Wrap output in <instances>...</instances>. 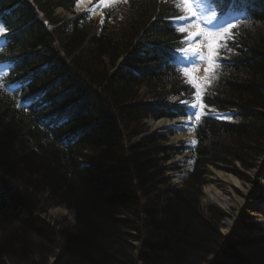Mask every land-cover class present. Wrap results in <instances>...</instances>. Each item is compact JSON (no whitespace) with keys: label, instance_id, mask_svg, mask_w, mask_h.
<instances>
[{"label":"trees","instance_id":"obj_1","mask_svg":"<svg viewBox=\"0 0 264 264\" xmlns=\"http://www.w3.org/2000/svg\"><path fill=\"white\" fill-rule=\"evenodd\" d=\"M73 6L0 0L7 30L0 62L13 65L0 79V264H204L220 253L212 264H264V229L242 221L221 244L225 216L202 211L199 200L208 168L226 165L246 177L264 157V0H233L246 23L237 54L210 79L207 102L237 111L241 122L203 120L194 171L182 188L170 185L164 168L180 150L141 123L172 118L182 111L168 96L190 94L166 64L181 37L167 21L181 14L177 1L128 0L105 10L100 27L81 23L83 14L54 17L55 8ZM13 83L24 87L10 95L3 85ZM41 95L50 110L15 106ZM59 109L76 116L71 139L42 125ZM25 173L35 180H23ZM63 204L75 212V233L34 216ZM133 241L147 251L135 256Z\"/></svg>","mask_w":264,"mask_h":264},{"label":"rangeland","instance_id":"obj_2","mask_svg":"<svg viewBox=\"0 0 264 264\" xmlns=\"http://www.w3.org/2000/svg\"><path fill=\"white\" fill-rule=\"evenodd\" d=\"M90 13V16H92L94 19H97V17L94 16L91 10H88ZM79 12V11H78ZM58 14H62L57 12ZM66 16V15H65ZM207 66V65H206ZM193 68V67H192ZM204 70V65L198 70L200 71ZM198 73V72H197ZM197 73H194V78L197 79L201 85H203V81L200 76L197 75ZM145 90H141L140 94L144 95ZM206 112H203L200 108V114L205 115ZM149 123V122H148ZM148 126L152 129H156L152 126L151 123L148 124ZM161 130V129H157ZM164 132V130H161ZM160 131V132H161ZM176 134L178 131L175 130ZM179 141L177 138H171L169 140V144L173 145H179ZM186 145H188V149L182 154L184 157V161H189L188 157L189 155V149L193 146L190 139H186L185 142ZM186 154V155H185ZM182 158V157H181ZM191 158V157H190ZM178 158L176 157L174 159V162H176ZM183 161V158L181 160ZM260 167L254 169L253 171L247 172L245 175L246 177H240L237 176V174L230 172L227 170L226 165H219V167H211L210 171H208L207 178V188H211L212 190L219 193L218 201L214 202L213 200H208L204 189L202 190V196L199 198L200 200V209L204 212L208 207H213L216 210H219L224 214V218L221 222L220 230L222 232V228L227 229L229 226L228 233L230 234L231 231H234L236 229V226L242 222V220L245 218L249 222H253L258 224L261 228L264 229V175H262V169L263 161H260ZM172 166V165H171ZM236 170L238 169V165ZM231 176L236 178L240 184V187L242 189H237L233 186ZM34 176L30 173L23 174V180H30ZM35 180V177H34ZM22 181H18L17 184L21 185ZM49 188V187H48ZM45 189V188H44ZM248 191L249 193L245 196L244 192ZM42 195H46V190L41 191ZM40 220H44L48 222L51 227H54V229L59 230L61 232L66 233H75L76 231V217L75 212L70 207L63 205H58L55 207H52L48 212L41 213L39 215ZM235 226V228H233ZM221 234L222 236V243L223 244L227 239L233 234ZM133 234V232H132ZM135 236H137L136 233H134ZM133 243H135L133 241ZM135 247H138L137 244H134ZM222 246V245H221ZM224 249V248H223ZM219 253V252H218ZM219 258V255L213 254L208 258L206 261V264H212L214 261H216ZM53 260H51L49 263H52Z\"/></svg>","mask_w":264,"mask_h":264},{"label":"snow or ice","instance_id":"obj_3","mask_svg":"<svg viewBox=\"0 0 264 264\" xmlns=\"http://www.w3.org/2000/svg\"><path fill=\"white\" fill-rule=\"evenodd\" d=\"M114 2V0H100L101 4ZM127 2V0H125ZM225 2L230 0H177V7L183 15L177 17L186 21L183 25H177L176 30L186 34L184 39L177 45L179 52L185 60H193L197 65H207L205 72L208 74L205 79L215 78L216 69L224 66L223 61L218 59L219 52L224 47L223 41L232 35V30L241 26L242 21L234 15L235 8H222ZM218 21L222 23L218 27H211ZM246 23V17L244 18ZM4 29L0 27V34ZM184 75L189 78V83L196 89V99L199 100L202 92L200 82L194 78L198 67L182 69ZM197 104L187 109L186 114L200 120L201 114L196 110ZM191 125H189L190 127ZM183 130V126H180Z\"/></svg>","mask_w":264,"mask_h":264},{"label":"bare ground","instance_id":"obj_4","mask_svg":"<svg viewBox=\"0 0 264 264\" xmlns=\"http://www.w3.org/2000/svg\"><path fill=\"white\" fill-rule=\"evenodd\" d=\"M91 0H77V5H76V10H82L84 9L85 7L88 6V4L90 3ZM59 12V11H58ZM60 13V12H59ZM93 13L96 15H98V8H94L93 9ZM184 23H186V21H183V20H179V22L177 23V25H183ZM219 25H217L218 27ZM43 108H45L46 110H50L51 109V105L49 104L48 100L47 99H44L43 101H41L40 103ZM194 104H197V111L198 110V106H199V103H194ZM193 105V104H192ZM191 105V106H192ZM191 106H189L191 108ZM18 109L20 110H23L24 113H29L30 112V104L29 103H22L18 106H16ZM85 114V113H84ZM213 117L215 118H219L221 120H230L229 119V113L228 114H224V113H213L211 114ZM190 119L193 118L192 116H188ZM152 117L149 116V118H146L144 119L141 123H143V125H145L147 121H149V119H151ZM76 120V116L75 115H70L69 117H65L63 116V114H59V117L54 119V122H55V125L57 127V133L60 135V133H62L63 135H66V136H70L69 138L71 139V137H73L74 135H72V133H74V128L73 126H71L72 122H74ZM177 121H181V119H177ZM152 126L154 128H161L163 126H169V127H175V129L177 131L180 132V135H176L174 136V138H177L178 140H184V139H190L192 141H194V136L193 134L190 132V130L188 129V127L184 128L183 130H180V126H178L175 122H170L168 121L167 119L165 118H162L160 121L156 122V123H153ZM184 130H185V133H184ZM78 131L75 132V134L77 133ZM80 132V131H79ZM81 133V132H80ZM71 142V141H70ZM73 142H74V139H73ZM70 144V143H69ZM231 180H232V183H233V186L236 187L237 189H242L240 187V184L238 182V180L234 177L231 176ZM204 193L207 197V199L209 200H213L214 202L218 201V196H219V193H217L216 191L212 190L211 188H207L205 187L204 189ZM249 192L248 191H245L244 192V195L246 196ZM230 226L225 229V228H222V232L220 230V233L221 234H227L228 233V230H229ZM229 234V233H228ZM207 263V262H206ZM204 263V264H206Z\"/></svg>","mask_w":264,"mask_h":264}]
</instances>
